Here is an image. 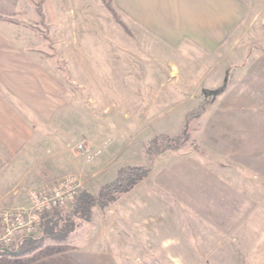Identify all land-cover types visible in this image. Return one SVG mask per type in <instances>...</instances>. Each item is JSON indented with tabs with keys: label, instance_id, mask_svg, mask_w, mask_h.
I'll return each instance as SVG.
<instances>
[{
	"label": "rangeland",
	"instance_id": "rangeland-1",
	"mask_svg": "<svg viewBox=\"0 0 264 264\" xmlns=\"http://www.w3.org/2000/svg\"><path fill=\"white\" fill-rule=\"evenodd\" d=\"M106 2L115 18L101 0H1L0 35L22 42L26 52L49 64L56 80L66 88V106L59 113L58 125L34 126L35 136L23 147L26 154L19 159L18 181L9 192L16 197L15 202L0 201V207L24 206L31 189L56 184L67 176L79 184L77 197L82 190L96 195L119 167L132 164L129 162L140 164L136 162L140 160L148 172L150 167L155 170L165 157L154 155L149 164L144 144L158 134L180 133L187 112L198 105L206 107L188 118V141L167 150L182 156L193 153L210 158L212 154L218 163L211 165V170L218 173L224 169L227 183L211 181L205 197L198 184L192 183L196 190L190 205L179 204L169 191L158 189L159 196L172 203L144 208L145 219H152L147 222V233H91L95 229L93 217L101 223L104 210L112 203L105 208L94 206L89 220L70 216L74 227L61 240L39 238V220L33 235L26 237L37 241L22 243V251H17L25 238L19 239L14 252L0 256V264H264V110L258 111L257 143L251 149L249 124L236 123L239 116L248 121L249 109L223 106L234 97L233 87L241 89L236 96L243 104L249 102L250 65L264 55V0H245L247 25L231 44L198 59L189 57L188 62L187 56H177L186 71L176 85L183 92L198 89L196 94H169L174 79L161 77L160 105L152 111V123L130 118L125 124H115L110 138L109 115L118 111L115 120L122 122L123 107L138 110L142 100L128 91L149 78L138 54H130V61L123 62L110 51L118 47L102 44L129 36L134 38L136 49L147 53L112 0ZM70 38L89 43L76 47L83 53V62L72 58L69 64L65 60L64 48L72 46L62 44ZM223 55L229 63L226 69L219 63ZM189 96L194 98L185 100ZM259 97L264 94L259 93ZM213 146L218 150L213 151ZM93 150L100 153L90 162L87 157ZM95 169L98 172L94 175ZM76 197L66 208L53 212L66 216ZM62 224L59 220L58 225Z\"/></svg>",
	"mask_w": 264,
	"mask_h": 264
},
{
	"label": "crops",
	"instance_id": "crops-1",
	"mask_svg": "<svg viewBox=\"0 0 264 264\" xmlns=\"http://www.w3.org/2000/svg\"><path fill=\"white\" fill-rule=\"evenodd\" d=\"M112 3L127 19V28L147 53L140 48L136 49L134 38L129 36L120 40H104L102 44L118 47L110 51L113 57L123 62L130 61V54H138V61L145 68L144 75L149 79L139 81V84L136 83L128 91L142 100L143 104L138 110L132 111L130 106L123 107L122 122L115 120L118 111L109 115V138L113 137L115 124H125L130 118L141 119L146 124L152 123L155 119L152 111L160 105L161 77L174 79L173 88L168 90L169 94L183 92L176 82L183 77L186 69L181 68L177 56H187L185 62H188L191 61L189 57L198 59L201 54L207 55L231 44L235 41L236 34L247 25L249 10L245 0H112ZM88 44L76 38L65 41L62 44L64 47L72 46L64 48L65 60L69 64L72 58L83 62V53L76 47ZM24 46L18 40L0 35V201L5 204L15 202L16 197L9 192L18 181L19 159L26 154L23 147L35 136L34 126L52 123L54 126L58 125L59 113L66 106L65 86L56 80L48 63L39 56L26 52ZM219 63H223V69L229 65L225 57ZM254 64L250 65L249 102L243 104L242 98L236 96L241 89L233 87L234 97L228 98L229 102L223 105L237 110L249 109L248 121H242L239 116L236 117V123H244V126L249 124L251 149L257 143L258 111L264 110V97H259V93L264 94V55L256 58ZM206 68L210 72L208 65ZM261 71L263 73L259 76ZM157 79L159 82H156ZM197 91L198 89H194L183 93L194 95ZM191 98L194 97L189 96L185 100ZM212 148L213 151L218 150L216 146ZM97 151L87 157L90 162L97 160L100 150ZM158 156L165 159H160L155 170L150 167L142 182L107 207L104 210L105 219L101 223L95 222L93 217L92 224L95 229L91 233H147V222H152V219H145L144 208L172 203L159 196L161 189L169 191L179 199V204L190 205L192 194L196 190L192 183L198 184L202 197L206 196L211 181L227 183L224 169L220 168L218 173L211 170L210 166L218 163V159L212 154L210 158L205 154L199 157L193 153L182 156L176 151L166 150ZM136 162L144 164L140 160ZM97 172L95 169L93 174Z\"/></svg>",
	"mask_w": 264,
	"mask_h": 264
},
{
	"label": "trees",
	"instance_id": "trees-1",
	"mask_svg": "<svg viewBox=\"0 0 264 264\" xmlns=\"http://www.w3.org/2000/svg\"><path fill=\"white\" fill-rule=\"evenodd\" d=\"M106 7L112 12V7L110 3L106 0H101ZM39 6V3L38 5ZM113 14V12H112ZM115 18V15L113 14ZM121 26L127 30L125 25L119 22ZM205 105H198L195 108L187 112L185 118V124L182 131L176 135L168 134H158L148 140L144 144L145 153L147 157V162L150 164L152 162L153 156L157 155L167 149H178L184 145L188 139L187 133V122L190 116L199 115L205 109ZM148 174V167L142 164H128L121 166L117 169L114 178L103 184L96 195L90 193L89 191L82 190L76 197L74 204L72 205L67 215L64 217L59 215L58 212L45 213L40 218V236L39 238H54V239H64L72 231L74 224L70 216L77 215V217L85 220H89L92 215V210L94 206H99L100 208H105L109 204L113 203L120 194L128 192L137 183H139ZM59 220L63 221L62 225H58ZM34 243V238H25L21 243L19 250L22 251V243L30 242ZM31 243V244H32ZM37 246V245H34ZM33 246V247H34ZM32 248V247H31Z\"/></svg>",
	"mask_w": 264,
	"mask_h": 264
},
{
	"label": "built area",
	"instance_id": "built-area-1",
	"mask_svg": "<svg viewBox=\"0 0 264 264\" xmlns=\"http://www.w3.org/2000/svg\"><path fill=\"white\" fill-rule=\"evenodd\" d=\"M78 188L77 180L67 176L56 184L31 189L24 206L0 207V256L14 252L19 239L32 236L43 214L59 211L72 203Z\"/></svg>",
	"mask_w": 264,
	"mask_h": 264
}]
</instances>
